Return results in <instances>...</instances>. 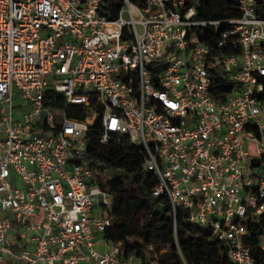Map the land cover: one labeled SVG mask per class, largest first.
Here are the masks:
<instances>
[{
  "label": "built area",
  "instance_id": "1",
  "mask_svg": "<svg viewBox=\"0 0 264 264\" xmlns=\"http://www.w3.org/2000/svg\"><path fill=\"white\" fill-rule=\"evenodd\" d=\"M260 1L205 20L200 0H122L110 19L103 0H0V264H160L152 243L97 249L111 197L81 161L95 126L140 149L174 231L181 208L225 264H264Z\"/></svg>",
  "mask_w": 264,
  "mask_h": 264
},
{
  "label": "trees",
  "instance_id": "2",
  "mask_svg": "<svg viewBox=\"0 0 264 264\" xmlns=\"http://www.w3.org/2000/svg\"><path fill=\"white\" fill-rule=\"evenodd\" d=\"M121 1L103 0L100 13L109 19L114 18ZM260 3L257 13L264 18V1ZM238 15L239 10L233 0H200L197 5L199 19H224ZM230 87L225 83L221 89L227 92ZM100 136L98 126L87 130L86 150L81 161L99 169V184L111 197L105 211L110 225L103 232L104 240L109 243L123 240L126 253L134 251L142 243H152L166 250L160 256V264H181L176 252L177 241L189 263L225 264L223 247L209 240L210 231L190 225L181 208L177 209L174 231L166 196H150L157 178L143 167L140 149L119 140L114 134L106 143H101ZM127 237L132 238V242L127 241ZM249 249L255 259L264 263V255L258 250L257 236L250 240Z\"/></svg>",
  "mask_w": 264,
  "mask_h": 264
},
{
  "label": "rangeland",
  "instance_id": "3",
  "mask_svg": "<svg viewBox=\"0 0 264 264\" xmlns=\"http://www.w3.org/2000/svg\"><path fill=\"white\" fill-rule=\"evenodd\" d=\"M19 101H20V99H19L18 95L16 94L15 95V102H19ZM20 110H22V107ZM205 227H206V225L201 226V228H205ZM96 242H97V249L100 251H104V250L112 247L111 243H105L101 236L97 237Z\"/></svg>",
  "mask_w": 264,
  "mask_h": 264
}]
</instances>
